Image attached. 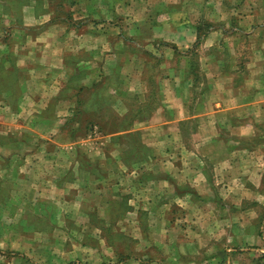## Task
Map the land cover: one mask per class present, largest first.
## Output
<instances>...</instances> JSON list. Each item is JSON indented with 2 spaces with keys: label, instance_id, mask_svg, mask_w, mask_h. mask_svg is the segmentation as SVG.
I'll return each instance as SVG.
<instances>
[{
  "label": "rangeland",
  "instance_id": "rangeland-1",
  "mask_svg": "<svg viewBox=\"0 0 264 264\" xmlns=\"http://www.w3.org/2000/svg\"><path fill=\"white\" fill-rule=\"evenodd\" d=\"M0 264H264V0H0Z\"/></svg>",
  "mask_w": 264,
  "mask_h": 264
},
{
  "label": "crops",
  "instance_id": "crops-1",
  "mask_svg": "<svg viewBox=\"0 0 264 264\" xmlns=\"http://www.w3.org/2000/svg\"><path fill=\"white\" fill-rule=\"evenodd\" d=\"M261 70L262 69L255 70L256 74H258V77L260 78L258 81H255V84L252 87L255 90V91L253 90V92L256 93L255 96H254L255 98L256 97L257 98H261L263 96V85H261L262 84V80L261 79H262L263 71H261ZM218 74L225 75V74H223L220 71H219ZM229 75L232 76V75H234V73L233 74H229ZM243 88H244V83L240 82L239 85L238 84L237 85L236 84H232V85H230L229 88L223 89V93H225V96L229 95L230 93L232 94L231 96H229L232 99V101L229 100V99L228 100H224L226 103L223 102L222 105H218V106L226 107L227 109H231V108H250V107H254L255 105H257L256 104L257 101H256L255 98L254 99H251V97L250 98H245L242 101L239 100V98L237 99L236 94H239L243 90ZM258 101L261 102V100H258ZM232 116H234L232 118H237V117H235V115H232ZM175 117H177V116H175ZM226 121L229 122V119L228 120L226 119ZM237 121H238V126H236L234 128V130H232V132H233L232 134L235 135L238 138L243 137V136H250V135H248L249 133H246L247 134L246 135L245 131H243V129H246V128H244L243 126H240V124H241L240 121L241 120L238 119ZM211 163H214V162L211 161Z\"/></svg>",
  "mask_w": 264,
  "mask_h": 264
}]
</instances>
